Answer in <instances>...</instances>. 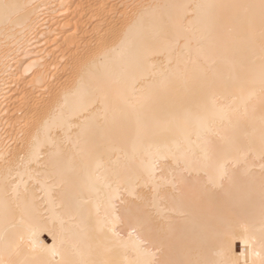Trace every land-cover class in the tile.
I'll return each mask as SVG.
<instances>
[{
    "label": "bare ground",
    "instance_id": "obj_1",
    "mask_svg": "<svg viewBox=\"0 0 264 264\" xmlns=\"http://www.w3.org/2000/svg\"><path fill=\"white\" fill-rule=\"evenodd\" d=\"M0 264H264V0H0Z\"/></svg>",
    "mask_w": 264,
    "mask_h": 264
}]
</instances>
